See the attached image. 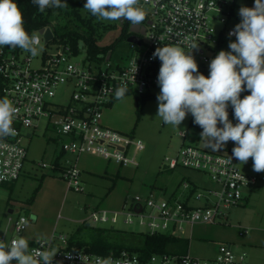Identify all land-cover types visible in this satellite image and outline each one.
Listing matches in <instances>:
<instances>
[{"label": "built area", "instance_id": "1", "mask_svg": "<svg viewBox=\"0 0 264 264\" xmlns=\"http://www.w3.org/2000/svg\"><path fill=\"white\" fill-rule=\"evenodd\" d=\"M141 3L150 6L151 18L143 25L142 34L134 33L139 40L129 42L130 52L122 65H111V53L109 58L107 53H99L95 58L105 64L103 68L77 67L71 58L81 50L88 54L87 45L79 39L78 51L75 52L69 43L54 40L52 21L31 33L38 35L42 43L39 67H31V54L20 56L23 52L20 48L0 47V99H9L16 109L12 122L15 134L0 137V189L20 177L27 154L22 141L23 130L35 128L33 121L39 116L57 117L55 132L68 139V142L62 143L63 151L73 155L94 154L120 165L136 166V155L143 149V142L133 135L103 125L102 107L115 98V88L121 82L127 83V93L132 94L159 88L157 76L161 62L158 58L151 59L157 47L179 45L187 52L192 43L206 46L211 50L210 55L205 54L203 49H193V56L199 71L208 76L209 63L218 51L216 46L222 44L220 50H223L225 36L233 29L228 26L231 6L225 0H141ZM212 18H217L223 27L216 30L210 23ZM46 28L52 32V38L47 41L44 38ZM52 47L56 50L50 51ZM88 57L91 58L89 54ZM65 84L73 87L70 102L67 105L52 102L50 98ZM105 86L110 89L107 95L101 93ZM243 97L241 95V99ZM228 112L233 115L231 106ZM178 134L186 137V132ZM30 135V132L26 133V136ZM232 149L223 147L209 152L191 145L182 146L178 159L165 158L167 163L164 167L173 169L181 164L202 171L212 184L199 189L183 182L181 196L172 192L166 199L155 198L152 193L129 196L121 210L125 214L124 221L131 223L135 216L140 224L146 226V233H167L180 237L182 234L179 232L184 231L186 226L214 224L218 218L224 219L223 211L241 203L245 188L264 182V172L247 170L253 163L252 158L244 165H239L235 158L232 164L226 163ZM61 172L70 188L81 190L80 170L75 164H68ZM6 212L4 221H0V240L11 241L23 233L28 218L22 214L13 215V211ZM118 214L120 212L93 210L90 216L94 222L110 221L114 224ZM67 240L63 235L56 237L51 234L48 239L29 241V248L56 253L52 264H103L108 258L112 264H250L245 253H235L226 243L218 246L213 258L162 252L152 253L143 260L137 252L127 249L96 254L84 248H68Z\"/></svg>", "mask_w": 264, "mask_h": 264}, {"label": "rangeland", "instance_id": "2", "mask_svg": "<svg viewBox=\"0 0 264 264\" xmlns=\"http://www.w3.org/2000/svg\"><path fill=\"white\" fill-rule=\"evenodd\" d=\"M72 1L77 3L81 18L91 17L94 38L99 45L114 42L110 58L111 65L124 64L130 47L127 37L119 38L121 25L118 21H99L89 12L83 10L86 0H66L68 6ZM225 1L232 7V17L228 26L233 28L240 22L239 8L241 6L251 8L255 3V0ZM141 4L146 12V18L142 25H146V21L151 18V8L146 3ZM58 11L60 13L57 14L56 11L57 15H54L52 20L53 27L58 33L69 28L85 30L86 27L79 20H74L66 13L67 9ZM210 23L216 30L223 27L217 18H212ZM230 39L235 40L234 37L225 36L223 50H229ZM197 44V49H203L207 55L211 54V50L206 46ZM40 46L42 48L41 42ZM55 50L54 47L50 48V51ZM24 54L30 53L23 51L20 56ZM40 54L32 57L31 67L40 66L38 60ZM194 54L197 55V52ZM71 62L79 68L86 66L103 68L105 65L94 57L89 58L87 52L83 50L74 55ZM72 90L73 87L70 84L62 85L50 100L54 103L67 105L70 102ZM159 92L160 88L158 87L149 89L139 115L136 112V96L132 93L126 94L123 100L114 98L109 104L102 107L101 123L103 125L123 134L133 135L143 142L144 147L136 155V166H122L102 158L98 161L102 164L99 171L85 165V162L94 161L95 155L81 154L77 165L81 171V190L70 188L61 172L63 167L66 168L68 164H72L69 160H72L74 155L62 150V143L68 142V139L55 132L54 122L57 117L39 116L34 120L35 128L23 130L22 141L26 145L27 154L22 173L13 183L10 194L7 189H0V221H4L8 208L13 209V215H25L28 222L25 230L18 237H24L28 241L48 239L51 234L56 237L63 235L66 238L71 237L86 242L98 237H115L116 233H122V231L129 235H138L141 232H146V226L140 224L138 217L135 216L131 223L124 221L125 214L121 210L127 196L137 194L146 196L152 193L155 198L166 199L172 192L174 195L181 196V192L184 190L183 182H187L190 187L195 186L199 189L210 186L212 183L209 177L202 171L183 167L181 164L173 169L164 168L167 163L165 158L178 159L179 150L184 145L195 146L209 152L215 151L206 140L201 139V131L189 123L191 114L179 128L165 124L157 116L156 96ZM181 131L186 132V137L179 136L178 133ZM27 132H30L31 135L26 136ZM234 146V143L229 141L225 147ZM247 170L252 172V165ZM243 194L245 197L239 205L231 206L223 211L226 224L220 223L223 222L220 217L216 224H196L192 229L184 226V231L179 234L187 238L193 236L189 239L187 248L189 255L202 259L213 258L216 255L219 242L227 241L223 239L227 235L234 236L239 233L244 236L252 232L264 236V182L251 188H245ZM31 195H33V200L29 202L28 198ZM94 208L116 211L120 214L117 215V221L114 224L110 221L94 222L90 216ZM148 210L146 209V211ZM96 227L110 228V230L100 236L95 233ZM222 227H228L229 230H223ZM201 238L211 240L206 242ZM240 246L241 244L233 242L231 249L235 253H242L244 249ZM13 263L16 262L13 261Z\"/></svg>", "mask_w": 264, "mask_h": 264}, {"label": "clouds", "instance_id": "3", "mask_svg": "<svg viewBox=\"0 0 264 264\" xmlns=\"http://www.w3.org/2000/svg\"><path fill=\"white\" fill-rule=\"evenodd\" d=\"M43 13L47 8L67 9L66 0H32ZM83 10L99 21H129L133 28L146 18L140 0H86ZM240 22L229 31L228 49L220 50L209 63V74L199 71L193 56L197 43L185 51L179 45L157 47L151 59L161 62L157 84L160 92L157 116L174 128H179L189 114L193 123L202 129L201 139L218 151L231 141L232 155L244 165L252 158V169L264 172V0H255L254 6H241ZM20 48L36 57L42 51L40 39L29 34L16 0H0V47ZM108 86L101 93L107 95ZM128 91L126 82L117 85L116 100H123ZM250 92L241 99L242 92ZM229 106L236 123L229 119ZM12 102L0 99V137L14 135ZM56 253L29 248V241L18 237L0 240V264H52ZM103 264H112L108 258Z\"/></svg>", "mask_w": 264, "mask_h": 264}, {"label": "trees", "instance_id": "4", "mask_svg": "<svg viewBox=\"0 0 264 264\" xmlns=\"http://www.w3.org/2000/svg\"><path fill=\"white\" fill-rule=\"evenodd\" d=\"M17 4L21 8L24 17V26L29 34L33 32V30L43 27L47 24H50L54 18V15L60 13V9L47 8L43 13H41L37 6L32 3V0H16ZM57 11V14L55 12ZM68 15L72 16L74 20H79L81 24L86 27L85 30L78 29H65L62 32H57L55 28L54 40H58L63 43H69L72 49L77 52L79 47V39L83 40L87 45L88 54L91 57H96L99 53H107L108 51L112 52V48L114 46V42L106 45H99L94 38V26L91 24V17L81 18L78 12L77 3L72 1L69 2V8H67ZM130 22L125 20L123 25H121V31L119 34V38L127 37L131 34L129 32L128 27ZM222 44H218L216 49L218 52L220 51ZM7 47V46H5ZM10 48V47H7ZM12 49V48H10ZM19 48L13 49L17 50ZM216 54V55H217ZM128 94V93H126ZM250 94V92H242V96H246ZM136 96V112L139 115L142 109L145 97L147 93L143 94H134ZM229 119L232 120L233 124L236 123L233 115H229ZM189 123L202 131L201 127L193 123V117L190 116ZM33 200V195L28 198V201L31 202ZM113 229V228H112ZM107 230L105 228L96 227L95 233L98 235H102L106 233ZM116 233L115 237L110 236L109 238L98 237L89 242L82 240H75L71 237L68 238V248L77 247L84 248L96 254H107L110 251L118 252L121 249H127L134 252H137L141 259L148 258L152 253H184L187 241L186 239L178 238L171 236L167 233H155L149 234L146 232H141L138 235L127 234L124 233Z\"/></svg>", "mask_w": 264, "mask_h": 264}, {"label": "crops", "instance_id": "5", "mask_svg": "<svg viewBox=\"0 0 264 264\" xmlns=\"http://www.w3.org/2000/svg\"><path fill=\"white\" fill-rule=\"evenodd\" d=\"M231 9H232V7H231ZM231 17H232V10H231ZM231 20V18L229 19V21ZM83 154V153H82ZM87 154H89V153H87ZM73 155V154H72ZM81 155V154H80ZM80 155H74L73 157H72V160L70 159L69 161H71L73 164H75L76 165V167H77V165L79 164V157H80ZM92 155H94V154H92ZM96 157H94V158H96V159H94V161H92L91 163L89 162H85V165H86V167H88V168H90V169H93V170H95V171H99V169L102 167V164L101 163H99L98 161H100V160H102V157H100V156H98V155H95ZM101 158V159H100ZM104 159V158H103ZM105 160H107V159H105ZM108 161H112V160H108ZM116 163V162H115ZM122 166H124V165H122ZM128 166V165H127ZM92 171V170H91ZM94 174V173H93ZM80 177H81V171H80ZM18 180V179H17ZM16 180V181H17ZM16 181H14V182H16ZM14 182H12V183H7V184H4L3 186H2V188H5V189H7L8 191H9V194H10V190L12 189V186H13V183ZM128 198H129V196H127L124 200L125 201H127L128 200ZM125 201H124V203H125ZM123 203V204H124ZM123 204H122V207H123ZM9 209H11V208H8L7 209V211L9 210ZM93 210H105V211H108V212H112V211H110V210H106V209H98V208H94ZM12 211H13V209H12ZM223 220V222H220V223H224V224H226V220L225 219H222ZM214 224H216V223H214ZM194 225H196V224H194ZM193 225V226H194ZM197 225H202V223H197ZM203 225H208V224H203ZM193 226H188L189 227V229H192L193 228ZM210 228V227H209ZM213 228V227H212ZM212 228H210V229H212ZM223 228V230H229L228 229V227L226 228H224V227H222ZM209 229V230H210ZM246 232V231H245ZM178 238H182V239H186V241H187V246H186V249H185V251H184V253H188L187 252V248H188V244H189V239L190 238H193V236H190V237H184V236H180V237H178ZM202 240H205L206 242H208V241H210L211 239H207V238H201ZM224 240H227V241H223V240H221L220 242H219V244H218V246L221 244V243H227V244H229L230 245V248L232 247V243L234 242V243H237V244H241V246H240V248H243L242 250L244 251V252H242V253H245V258L247 259L248 258V262L250 263V264H264V236L263 235H256V234H254V233H250V234H248V235H244L243 236V234L242 235H240L239 233H237V235L235 234L234 236H229V235H227V236H224V238H223ZM218 248V247H217ZM217 252V251H216ZM171 254H183V253H171ZM189 254V253H188Z\"/></svg>", "mask_w": 264, "mask_h": 264}, {"label": "water", "instance_id": "6", "mask_svg": "<svg viewBox=\"0 0 264 264\" xmlns=\"http://www.w3.org/2000/svg\"><path fill=\"white\" fill-rule=\"evenodd\" d=\"M140 3H141V0H140ZM118 23H119V25H123L124 21L122 23L118 21ZM128 30L132 34H130L129 36H127V41L128 42H132V41H136L137 42L139 40V38L134 33H141L142 34L144 32V26L141 25V26H139L137 28H133L132 24L130 23V25L128 27ZM40 32H42V29H40ZM44 38H45V41H47L48 39H51L52 38V32H51L50 28H46L44 30ZM110 53H111L110 51L107 52V56H106L107 58H109ZM11 211H12V209H9L8 210V212H11Z\"/></svg>", "mask_w": 264, "mask_h": 264}]
</instances>
